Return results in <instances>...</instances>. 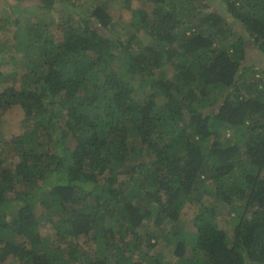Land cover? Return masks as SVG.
<instances>
[{"label": "trees", "instance_id": "16d2710c", "mask_svg": "<svg viewBox=\"0 0 264 264\" xmlns=\"http://www.w3.org/2000/svg\"><path fill=\"white\" fill-rule=\"evenodd\" d=\"M20 1L0 54V119L19 105L24 128L0 137V264H264V69L242 64L249 42L264 59V0H138L123 34L110 0H35L47 23Z\"/></svg>", "mask_w": 264, "mask_h": 264}, {"label": "rangeland", "instance_id": "374dc122", "mask_svg": "<svg viewBox=\"0 0 264 264\" xmlns=\"http://www.w3.org/2000/svg\"><path fill=\"white\" fill-rule=\"evenodd\" d=\"M5 1L7 2L6 4H4V0H0V6H2L1 11H3V14L0 13V17L4 16L5 18V22H1L3 28L0 29V38H1L0 54L7 53L6 52L7 50H11L12 51L11 54H14L16 52L14 47L9 48L10 44H12L13 42L15 43L11 35V32L14 26L12 25L13 20L8 18V15L11 13V11L14 8L15 0H5ZM75 1L78 4H80L83 8H86L87 2H86V5L84 6L83 0H75ZM35 2H36L35 0H21L19 2V6H20L19 9L26 8L28 15L31 16L30 18H32L33 22L38 21L40 23L42 22L47 23L53 20V17L57 15L56 11L52 13H48V12H44L41 9H38ZM125 2L126 0H110V3H109L110 9L108 11L111 17H113V22L116 26V27L114 26L113 33L121 32V34H123V32L119 30V28L121 27L120 24H125V22L127 21L135 22L140 17L139 9L145 10L144 5L140 4L138 0H129V3H130L129 5H126ZM78 11H81V9H78ZM73 19L75 20L76 18L73 17ZM133 30H135V28ZM139 34L145 43L155 44L152 37H150L145 31L140 30ZM16 43L19 46H21L19 39H16ZM248 44L249 45L246 47V50H245L246 54L244 56L242 64L243 66H247V68L249 69V75H251L250 71H256L258 72V78H259L261 77V70L260 68H257V67H261L264 69V67L262 66L264 65V59L261 57L260 53L256 51V48L255 49L253 48L250 42ZM19 51H21V53L19 54V56H17L18 58L17 60L19 63H21V65L19 63H16L15 66H12L9 62L2 63V70H5L7 73H8L9 67L12 66L15 69L16 71V82L14 83L15 85L18 84L17 81L20 79V76L24 72V70H26L25 65L22 61L23 59L22 56H24L23 50L20 49ZM161 72L164 74V76L171 77V74H172L171 65L168 64L163 69L161 68ZM262 76H264V72H262ZM8 82H9L8 85H11V83H13V81L11 80H9ZM148 86L149 88L152 86V83L150 81H149ZM22 119H23V110L19 105H14L8 108L0 119V122H1L0 137H4V139H7L13 135H18V134L20 135L24 130L22 126ZM5 164H6V161H5ZM193 198L195 200V201L193 200V202L197 201L200 204H204L209 207H211L213 205L212 202H214L213 198L211 199L210 197V193L207 190H203L202 188L201 190H198V195ZM216 204L217 203H214V205ZM193 206L194 207L190 206V209L191 208L195 209L199 205L197 203L196 205H193ZM215 211H216L215 215L217 214L216 221H217L218 226L222 228L225 231V233L231 236L232 235L231 230L234 227L235 219L232 220L231 215L228 212L227 206H224L223 208L216 207ZM53 227L54 226L48 222H42L40 224L41 236L48 238L49 244H52V242L57 241V237H55L56 232L53 230L54 229ZM184 228L187 230V234H189V237L191 238L195 237L196 235L194 234L195 228L192 226V223H190V221H187L184 224ZM79 243L83 250H89V247L91 246L90 243L85 242L84 237L79 238ZM171 243L164 236L156 244L153 250H157V249L163 250L164 253H167L169 257H172V254L167 251V249L171 248L172 246ZM5 263L7 262L4 261V264Z\"/></svg>", "mask_w": 264, "mask_h": 264}, {"label": "clouds", "instance_id": "9594fccd", "mask_svg": "<svg viewBox=\"0 0 264 264\" xmlns=\"http://www.w3.org/2000/svg\"><path fill=\"white\" fill-rule=\"evenodd\" d=\"M39 9V8H38ZM44 11V10H43ZM45 12V11H44Z\"/></svg>", "mask_w": 264, "mask_h": 264}]
</instances>
